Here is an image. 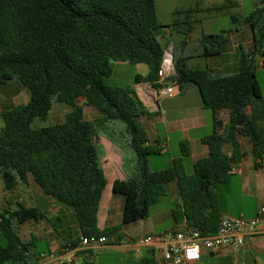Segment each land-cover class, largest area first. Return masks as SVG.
<instances>
[{"label": "trees", "instance_id": "obj_1", "mask_svg": "<svg viewBox=\"0 0 264 264\" xmlns=\"http://www.w3.org/2000/svg\"><path fill=\"white\" fill-rule=\"evenodd\" d=\"M194 12L177 11L172 24L165 26L159 20L156 0H0V85L17 79L30 93L27 104L0 113L5 123L0 130V175L6 191L28 185V175H32L45 195L74 211L80 236L66 248H77L82 237H109L122 228L98 227L107 178L97 136L99 128L109 122L125 124L137 164L134 177L113 184V192L125 197L123 224L149 218L152 206L168 196L167 184L176 181L181 201L172 211L175 226L184 223L203 236L214 235L223 214L217 191L245 156L238 134L251 139L255 161L263 162L264 96L256 55L264 57V0L246 16L232 15L233 28L217 35L203 34L200 39L203 56H216L236 29L253 28L254 52L242 51L238 72L227 76L188 67L185 48L196 30ZM166 29L182 38L176 45L173 83L181 91L195 85L203 107L215 116L213 131L202 139L209 154L194 165L191 175L183 164L190 155L186 142L171 169H150L149 158L161 149L159 142L150 143L139 119L153 113L133 89L110 83L113 63L127 62L149 68L147 76L135 77L136 83L157 89L169 86L158 75L168 48L162 42ZM55 102L71 108L64 122L35 128L36 120L47 122ZM84 106L93 107L101 117L86 120ZM223 109L230 110L226 125L216 118ZM227 145L230 155L224 150ZM45 219L46 211L20 203L14 210L0 212V264H38L37 240L23 241L18 226Z\"/></svg>", "mask_w": 264, "mask_h": 264}, {"label": "crops", "instance_id": "obj_2", "mask_svg": "<svg viewBox=\"0 0 264 264\" xmlns=\"http://www.w3.org/2000/svg\"><path fill=\"white\" fill-rule=\"evenodd\" d=\"M199 2L194 8L189 7L186 10H194V18L197 20L196 17L199 15L201 19L207 21L208 26L197 33L194 30L188 38L185 48L188 67L190 69H210L219 76L237 73L241 52L252 54L255 50L254 30L250 25H243L236 29L222 47L221 53L216 56H203L204 49L200 47V39L203 34L217 35L233 28L231 16L250 14L260 6V0H200ZM217 8L221 9L220 12L211 11ZM180 41L182 38L179 33L171 29L165 30L162 42L168 43V50L174 56L176 45ZM262 50L264 51V42ZM256 59L257 79L264 96V88L259 80V75L264 78V57L257 54ZM148 73L149 68L144 64L114 62L111 83L113 86L133 89L146 109L153 113L151 117L139 119L147 132L150 143L156 145L159 142L158 146L162 151L159 155L149 158L150 169L155 172L171 169L174 161L181 157V144L186 142L189 145L190 155L183 159V164L186 173L191 175L194 165L209 154V149L203 144L202 139L213 131L215 116L203 107L201 94L195 85H188L183 91L177 88V94L172 98H160L158 89L151 84L135 82L137 75L145 77ZM29 101L30 93L19 80L13 79L5 85H0V113L18 105L27 104ZM83 103L84 100L79 99L78 104L83 105ZM250 111L249 109L248 113ZM99 117L101 114L96 109L84 106L86 120L94 121ZM216 118L223 125L228 124L230 110L223 109L217 112ZM122 130L124 131L125 127L120 123L109 122L99 128L97 136V143L104 152L101 164L107 178V186L98 213V227L103 230L122 226L121 230L115 234L118 241L105 246L79 249L76 253L75 264L87 262L92 264H163L160 252L152 246L140 245L139 239L148 235L172 234L181 231L185 226L183 223L174 226L168 232L158 234L153 227H140L144 225L145 220L123 224L125 197L113 192V184L116 180H127L134 177L137 164L135 154L132 153L130 147V139L126 140V147L129 149L127 150L115 137L116 134L122 133L120 132ZM219 132L222 133L223 129ZM238 139L245 156L233 166L228 181L217 191L218 206L222 213L241 218H254L259 208L264 206V160L263 162L255 161L250 138L244 134H238ZM224 150L230 155L228 145ZM128 161L132 165L129 169H127ZM167 190L168 197L171 198V208L167 211L166 218L173 220L174 205L181 201L177 182L168 183ZM17 203L26 207H39L47 212L45 220L28 221L18 226V232L23 241L29 242L36 239L40 253L52 256L51 260L40 259L38 264L64 263L66 246L80 236L74 211L45 195L32 175H28V185L19 184L12 191L5 190L0 175V212L8 209L14 210ZM191 264H264V232L248 237L244 246L239 249L203 250L201 259Z\"/></svg>", "mask_w": 264, "mask_h": 264}, {"label": "built area", "instance_id": "obj_3", "mask_svg": "<svg viewBox=\"0 0 264 264\" xmlns=\"http://www.w3.org/2000/svg\"><path fill=\"white\" fill-rule=\"evenodd\" d=\"M175 67L172 52L166 50L159 70L160 80L172 79ZM178 86L174 83L158 89L160 98H172L177 94ZM162 152V151H161ZM264 232V206H261L254 218H241L223 213L220 217L216 234L203 236L201 232L187 225L179 231L166 235H148L139 239L140 245L152 246L160 252L163 264H191L199 261L203 250L218 251L224 248L239 249L244 246L248 237ZM115 235L109 237H82L75 249L66 248L65 262L74 263L76 253L81 248L105 246L117 242ZM41 260H51L52 256L42 253Z\"/></svg>", "mask_w": 264, "mask_h": 264}, {"label": "rangeland", "instance_id": "obj_4", "mask_svg": "<svg viewBox=\"0 0 264 264\" xmlns=\"http://www.w3.org/2000/svg\"><path fill=\"white\" fill-rule=\"evenodd\" d=\"M199 1L198 0H156L157 14H158L160 22L165 26L171 25L174 19L175 12L180 11V10H186L189 7L194 8V6H196L197 2ZM196 18L198 21L195 23L196 25L195 33L203 30L205 26L206 27L208 26L207 21L201 19L199 15ZM194 37H195V34L193 36V39ZM178 52L179 51H177L176 53ZM259 80L264 88V78L262 75H259ZM197 91H199L198 88H197ZM70 111H71V108L67 104L55 102L53 105L52 114L49 116L47 122L44 123V122H41L40 120H36L34 122V127L40 128V127L47 126V125L62 123L65 120L66 114ZM117 122L123 125L125 127V130L120 131L122 133L116 134L115 137L125 147V149H127L126 140L129 141V137L126 133V126L121 121H117ZM3 126H4L3 120L0 119V130ZM101 150L102 148H100V151ZM132 153H134L133 150H132ZM129 167H132V165L128 161L127 169H129ZM107 170H108V167H107ZM170 201H171V198H169L168 196L162 197L157 204L152 206L149 218H147L143 222L144 225L140 227H148V226L153 227L155 228V232L158 234L170 231L175 226L174 221L171 218L170 219L166 218L167 211H169L171 208Z\"/></svg>", "mask_w": 264, "mask_h": 264}, {"label": "water", "instance_id": "obj_5", "mask_svg": "<svg viewBox=\"0 0 264 264\" xmlns=\"http://www.w3.org/2000/svg\"><path fill=\"white\" fill-rule=\"evenodd\" d=\"M172 61H173V65H174V54H172ZM163 83L164 84H172L173 83V80L172 79H167Z\"/></svg>", "mask_w": 264, "mask_h": 264}]
</instances>
